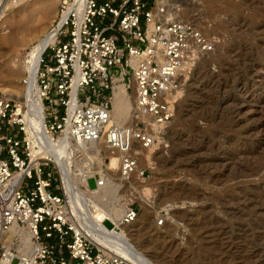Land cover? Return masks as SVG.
Wrapping results in <instances>:
<instances>
[{"label": "built area", "instance_id": "2783aa9c", "mask_svg": "<svg viewBox=\"0 0 264 264\" xmlns=\"http://www.w3.org/2000/svg\"><path fill=\"white\" fill-rule=\"evenodd\" d=\"M174 1L59 0L35 82L24 81L40 96L50 142L67 138L79 160L86 159L87 146L103 147L105 162L106 152L118 155L124 183L150 178L153 165L143 164L140 150L170 147L167 135L181 94L219 43L194 22L178 19ZM120 85L133 95L125 124L112 114ZM23 109H30L26 99L17 104L0 92V264H140L103 248L82 227L56 163L40 153ZM96 164L87 158L84 166L94 171ZM90 179L93 189L107 184L105 171L90 173L89 189ZM138 214L128 207L121 224H132ZM103 226L117 228L110 218ZM25 234L30 248L21 252Z\"/></svg>", "mask_w": 264, "mask_h": 264}, {"label": "rangeland", "instance_id": "374dc122", "mask_svg": "<svg viewBox=\"0 0 264 264\" xmlns=\"http://www.w3.org/2000/svg\"><path fill=\"white\" fill-rule=\"evenodd\" d=\"M58 4L26 0L15 19L10 8L3 14L10 22L2 25L8 41L0 44V89L17 104L28 101V61L48 35ZM174 6L177 17L219 43L181 94L170 147L140 151L143 164L153 165L150 178L122 186L111 203L139 210L125 231L149 263L264 264V0H175ZM69 150L74 179L84 160ZM108 172L119 183V171ZM89 186L96 187L94 179ZM145 189L151 207L132 198Z\"/></svg>", "mask_w": 264, "mask_h": 264}, {"label": "bare ground", "instance_id": "6f19581e", "mask_svg": "<svg viewBox=\"0 0 264 264\" xmlns=\"http://www.w3.org/2000/svg\"><path fill=\"white\" fill-rule=\"evenodd\" d=\"M25 1L26 0H17L15 3L13 1L0 0V19H2L0 21V44L8 41V38L1 37L2 31L4 29L2 25L6 21L10 22L9 19L5 20V18H3V14H7V8H10L11 13L9 16H12L11 18L15 19L18 14L21 13L22 6L24 5ZM27 1L29 2L30 0ZM176 15H178V13H176ZM177 18L182 20L179 17ZM47 44L48 35L45 36L43 40H39V45L35 48V54L32 56V59L28 61L31 66L26 68V72L29 74L27 81H30L32 84L35 82L41 55ZM4 72L6 73V71ZM7 74L9 75L8 72ZM0 92H2L1 89ZM24 95L28 98V101L27 99L26 101L30 109L27 111H24L23 109L21 111L24 114H27L29 117L31 137L35 140L36 145L39 146L40 153H42V155H46L48 158H51L56 163L58 172L61 174L64 191L66 194H68V196H70V198H68L71 200L75 214L82 219V227L95 242L100 243L101 246L108 251L124 254L132 259H138L139 263L141 264H150V260L146 259L145 256L139 252L137 247L131 243L130 236L125 231V225L121 224L127 207L123 205L119 206L120 208H117V206H115V202L111 203V198L114 200L118 198L119 189H121L122 186H128V184L132 182L124 183L122 179L119 178L117 180L119 183H116V180L112 179L111 175L108 174V171L113 172L119 169L118 155H111L106 152L108 155L107 158L111 163L108 166L109 168L104 170L103 163H105V161L101 156L103 151L105 152L106 150L101 146H87L83 151L86 159L83 158V166L78 168V172H80V174L74 179L71 178L69 173L71 162L68 158L69 156L67 151L72 149L76 152V154H78L80 151L75 148L67 138L60 139V141L57 143H51V139L47 136L44 129V112L41 106L40 96L35 91L33 85L25 87ZM132 99L133 95L128 94L122 85L117 88V91L114 95V110L112 114L114 118L121 124H125V122H127L129 119L130 112L133 107ZM87 158L97 162L94 171L86 170L84 165ZM112 162H115V169L111 167ZM100 164H102V169L98 171ZM102 171L106 172V186L100 189H89L87 185V179L90 176V173L94 174V172ZM79 183L85 186L87 192H83L79 188ZM149 192V189H145L144 192H139L138 195H133L132 198L133 200H142V202L151 207L152 202H150L149 198L147 199L144 197V195H147ZM92 204L96 207V210L91 207ZM106 218H110L116 224L117 228L114 230L106 229L103 226V221ZM15 232V228H12L11 231L6 234L3 239L5 245L11 240L10 238ZM21 241L22 243L19 247L20 251L27 252L30 248L29 237L25 234L22 236Z\"/></svg>", "mask_w": 264, "mask_h": 264}]
</instances>
